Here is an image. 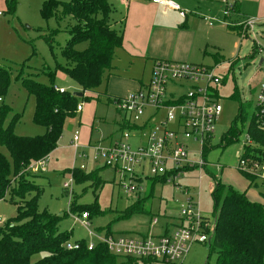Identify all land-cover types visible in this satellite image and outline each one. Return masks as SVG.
Segmentation results:
<instances>
[{
	"label": "rangeland",
	"instance_id": "1",
	"mask_svg": "<svg viewBox=\"0 0 264 264\" xmlns=\"http://www.w3.org/2000/svg\"><path fill=\"white\" fill-rule=\"evenodd\" d=\"M44 1L16 0L14 12L9 13L6 0H0L2 13L0 15V66L10 71L7 91L0 97V108L7 107L10 111L1 120L0 126H7L15 114H21L13 127V132L19 136H36L45 132L44 127L33 123L34 97L23 88L21 79L32 78L39 83L49 84L51 81L48 74L43 72L44 68L54 70L57 64L65 63L60 48L69 38L64 29L72 21L67 17L60 22L54 17L48 19L42 17L41 7ZM59 1L68 2L69 0ZM108 1L114 8L110 16L112 23L119 21L115 30L123 32L125 13L118 12L115 15L118 0ZM222 15H219L220 19H218L220 24L218 20L206 21V49L204 52L202 49L199 60H190L194 63L203 62L206 66L212 67L216 65L213 55L218 54L221 59L215 74L221 79L217 87V100L222 110L215 133L205 151V167L201 170L196 167L185 171L173 181L154 185L151 179L146 178L138 182L137 189L127 194L119 185L121 176L105 166L102 157L94 159V151L91 148L83 147L88 144L98 145L100 142L106 144L110 136L112 138L119 136L115 121H118L121 115L117 113L115 106L108 98L126 96L136 90L138 80L146 85L150 80L153 59L130 57L123 50H117L114 64L118 69L114 70V76L109 79L107 85L100 86L95 91V95H87L89 97L87 100L78 97L77 102L82 105V110L76 112L73 117L65 119L57 147L46 157L44 170L38 174L29 175V180L40 188L36 201L37 209L65 215L59 223V230L67 231L72 240H89L86 229L79 222H74L72 218V215L79 216L80 213L69 212L72 202L85 205L96 201L105 214L91 217L89 229L97 231L109 225L112 234L115 235L132 237L147 234L159 235L165 226L172 230L180 216L179 206L185 205L188 200L196 204L200 214L213 225L214 202L210 194L213 174L222 183L246 191L251 201L264 205V181L257 178L255 183L249 185V181L237 166L240 157L244 154V143L254 147L246 140V126L257 112L256 96L264 78V54H252V47L254 44L264 47V23L255 26L254 36L249 32L245 38H239L238 33L227 29V26L236 24L228 19L224 21ZM242 24L236 26L242 27ZM53 29L60 31L54 37L53 49L50 50L42 36ZM185 45L186 39L179 38L168 47L182 49ZM251 54L253 58L250 57ZM153 57L187 62V59L180 60V57L164 53ZM260 59H262L261 62ZM52 83L55 87L66 89V91L80 92L78 86L60 71H55ZM189 86V83H185L179 92L186 91ZM232 95H234L233 98ZM240 106L242 118L238 119ZM158 120L157 117L155 123ZM169 127L173 128L174 125ZM230 127H234L239 132L237 140L224 146L222 137ZM75 131L79 132L77 142L81 146L76 150L72 147ZM136 144H145V139L133 143V147ZM190 146L198 147L199 145L191 142ZM0 152L10 160L6 147L0 145ZM81 154L85 156L80 157ZM193 154L192 150L189 151V158L192 161H198L200 158L193 157ZM73 168H81L84 172L98 170L99 177L103 180L102 184L95 188L90 182L73 181L72 193H67L63 183L71 179L69 171ZM33 195L29 192L24 197L29 199ZM13 199L19 200L17 197ZM136 206H142L144 212L134 211L129 218L117 220L119 215ZM16 208L17 206L12 202V196L6 194L0 200V219L5 223L14 218ZM153 220L156 223H153ZM208 251L207 242L194 243L184 259L177 264L180 262L181 264H215V257L212 255L208 258ZM41 256V254L34 256L33 260Z\"/></svg>",
	"mask_w": 264,
	"mask_h": 264
},
{
	"label": "trees",
	"instance_id": "2",
	"mask_svg": "<svg viewBox=\"0 0 264 264\" xmlns=\"http://www.w3.org/2000/svg\"><path fill=\"white\" fill-rule=\"evenodd\" d=\"M15 1L6 0L9 13L14 12ZM231 4L230 13L237 9L234 1ZM113 10L108 0H45L42 4L41 15L45 19L54 17L60 22L67 17L72 23L64 29L69 38L60 48L64 65L57 64L54 70H43L51 82L43 84L32 78L21 79L23 88L34 97L33 123L44 127V134L16 135L13 127L21 114H15L7 126H0V145L6 147L10 156L9 160L0 152V200L10 194L17 206L15 217L0 226V264H159L151 259L118 257L101 243L87 250L83 239L77 240L81 243L79 249L67 250L63 244L70 240V235L67 231L59 230V223L65 215L37 209L40 188L29 180V175L42 171L27 170L29 165L46 158L57 147L65 119L76 113L78 97L89 99L83 96V92H95L112 73L115 50L121 48L123 43L122 32L111 26ZM229 27V30L238 33L239 38L247 36L244 33L240 37L241 27ZM59 31L53 29L42 36L50 50ZM255 47H252V54L257 53ZM55 71L65 74L80 88L82 95L56 90L52 83ZM9 83L10 71L0 66V97L6 93ZM108 99L112 101L110 97ZM8 111L10 109L7 107L0 108V125ZM241 118L240 106L238 119ZM119 126L121 129L127 127L125 123H119ZM238 133L234 127H230L222 137L224 146L236 141ZM246 136L254 147L244 143L243 156L264 161V130L255 115L246 126ZM207 147L208 144H205L203 148L204 160ZM69 173L73 181L90 182L95 188L103 182L98 170L84 172L81 168H73ZM242 174L249 185L255 182V176ZM212 178L210 194L214 202V232L207 242L208 258L213 255L215 264H264V205L251 201L245 191L222 183L214 174ZM151 180L153 185L156 182L165 183L166 177ZM29 192L34 195L25 199ZM15 197L19 200L15 201ZM134 211L144 212L142 206L132 207L119 215L117 220L129 218ZM69 212H87L89 219L105 214L96 201L85 205L72 202ZM97 232L112 233L109 225L97 229ZM40 254V258L33 260L34 256Z\"/></svg>",
	"mask_w": 264,
	"mask_h": 264
},
{
	"label": "built area",
	"instance_id": "3",
	"mask_svg": "<svg viewBox=\"0 0 264 264\" xmlns=\"http://www.w3.org/2000/svg\"><path fill=\"white\" fill-rule=\"evenodd\" d=\"M152 3L169 7L184 16L187 12L180 8L174 0H150ZM223 16L230 14L232 2L224 0ZM2 13L0 12V15ZM225 21V20H224ZM241 36L250 32L255 35V20H247L241 25ZM257 53L264 54V47L254 44ZM185 83L189 88L179 92ZM221 83L215 74V68L184 61H154L149 82L124 97L112 98V104L121 115L120 123L130 128H120L119 136L109 138L106 144L87 145L94 151V159L102 157L105 166L121 176L119 185L125 193L130 194L138 188V182L149 178L166 177V182L183 174L184 170L205 167L203 148L213 137L222 110L218 102L217 87ZM59 92L66 89L57 88ZM257 112L255 117L264 130V78L259 85L256 96ZM82 110L78 104L76 112ZM162 114V115H159ZM159 118L155 123L156 118ZM174 125L173 128L169 127ZM79 132L73 134L72 147H81L77 142ZM145 139V144H136ZM246 140L250 142L246 136ZM132 141V143H131ZM198 147L190 146V143ZM246 143V142H245ZM247 144V143H246ZM193 151L192 161L188 152ZM80 157L85 155L81 154ZM46 158H42L27 167L31 172L44 170ZM240 171L264 180V161L240 157ZM145 170L147 173L145 174ZM73 179L63 183V188L72 193ZM181 223L172 230L165 227L159 235H141L138 237L105 234L89 229L90 220L87 212L79 216L72 215L74 222H79L86 229L89 240H84L87 250L96 244H104L118 257H136L151 259L159 264H177L182 261L194 243L209 242L214 232L213 225L203 217L196 204L189 200L179 206ZM4 221L0 219V226ZM153 223H156L153 220ZM67 250L79 249L77 240L66 241ZM181 264V262H180Z\"/></svg>",
	"mask_w": 264,
	"mask_h": 264
},
{
	"label": "crops",
	"instance_id": "4",
	"mask_svg": "<svg viewBox=\"0 0 264 264\" xmlns=\"http://www.w3.org/2000/svg\"><path fill=\"white\" fill-rule=\"evenodd\" d=\"M174 1L181 9L187 12L184 16H181L179 12L174 9L154 4L150 0H118V4L115 8L117 10L115 15H117L118 12H124L125 17L124 29L122 32V47L115 50L114 59L116 57V51L123 50L124 53H127L130 57H144L153 59L154 61L157 59L153 56L159 53L180 57V60L187 59V62L190 63H194L190 60H199L202 49L203 52L206 49V21L215 22V20L220 19L219 15H222V8L223 6L225 7L224 0ZM230 1L235 2V7L237 9L226 18L224 17V20L228 19L236 25L244 23L247 20H255L256 25L264 23V0ZM219 21L220 20H218V23ZM118 23L119 21L114 23L111 21L112 28L115 29ZM229 28L230 27L227 26V29ZM203 37H205L204 40ZM179 38L186 39V45L182 49H171L168 47L170 43L179 40ZM215 55L216 65L212 67L216 69L218 64L221 63V59L218 54ZM114 59V69L103 85H107L109 79L114 76V70L118 69L114 64ZM217 60L218 62H216ZM194 64L206 65V63L203 62H196ZM144 85L143 81L138 80L136 90ZM78 89L80 90L79 87ZM95 93L96 92L84 91L83 95L86 94L87 97V95L93 96ZM119 123L120 118L118 121H115V126H118ZM111 137L112 136L109 138ZM83 147L86 149L87 145ZM263 181L264 180H262V182ZM212 187L213 184L210 187V191ZM180 222L181 217L178 216V221L173 226L178 225ZM70 240L72 239L70 238Z\"/></svg>",
	"mask_w": 264,
	"mask_h": 264
},
{
	"label": "water",
	"instance_id": "5",
	"mask_svg": "<svg viewBox=\"0 0 264 264\" xmlns=\"http://www.w3.org/2000/svg\"><path fill=\"white\" fill-rule=\"evenodd\" d=\"M262 61V59L260 60V62ZM77 96H81L82 93L81 92H75Z\"/></svg>",
	"mask_w": 264,
	"mask_h": 264
}]
</instances>
